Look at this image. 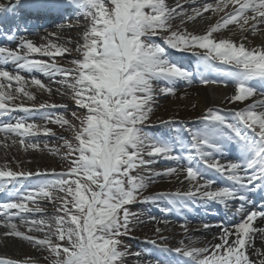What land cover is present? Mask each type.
Here are the masks:
<instances>
[{
	"label": "snow or ice",
	"instance_id": "obj_1",
	"mask_svg": "<svg viewBox=\"0 0 264 264\" xmlns=\"http://www.w3.org/2000/svg\"><path fill=\"white\" fill-rule=\"evenodd\" d=\"M75 2L81 7V13L90 18V24L83 33V43L76 48L81 59H73L72 66L56 63V57L71 49L55 43L37 46L25 40L17 50L0 47V116L19 109L30 118L40 110L58 107L47 103L38 108L14 103L21 97L36 99L28 90L29 85L51 94L52 89L40 79L33 77L29 81L20 74L33 71L51 78L63 77L57 82L71 90L75 105L84 110L81 116L72 113L79 127L64 115L41 113L47 123L73 133V140H64L62 145L66 149L62 159L68 164L65 171L33 173L13 171L7 165L0 167V192H9L15 197L0 204L6 221L3 226L8 229L3 235L45 248L54 257L51 264H123V258L130 253L126 248L121 249V238L130 235L135 216L129 205L137 201L158 203L163 199L169 207H162L160 211L169 213L191 212L197 203L206 208L209 202L228 209L230 201L239 200L242 203L233 216L241 214V219L231 228L222 227L218 243L197 247L194 241L187 245L181 241V247L170 249L152 240L150 243L159 248L162 256L149 264H264V258L258 261L250 258V250L257 257H264V252L255 249L253 243L255 233L264 236V228L253 227L258 217H264V210L245 212V203L249 202L247 193L264 188V99L227 115L208 109L200 118L204 126L187 130L188 144L180 138L152 136L142 127L153 112L157 95H175L178 81L191 84L194 77L205 86L209 83L227 86L230 81L234 85L230 98L233 103L250 100L258 92L264 97V48L213 38L214 33L229 25H235L241 33L250 31L255 35L264 31L260 28L264 25V0H216L194 7L188 20L206 12L224 13L204 34L173 30L171 22L176 16L186 14L182 5H177L181 9L177 12L166 0ZM158 34L163 36L168 48L195 55L196 71L169 59L165 48L151 39ZM33 54L49 57L52 62L30 58ZM9 62L16 65L14 73L3 67ZM213 73L224 79H210ZM252 81H258L260 88L254 87ZM154 82H163L164 86ZM47 123L40 125L20 119L0 126V132L6 140L10 136L18 137L12 142L24 151L47 149L54 155L59 154V148L45 144L42 149L40 144L27 139L41 132L54 135ZM231 146L235 147L237 159L222 163ZM156 158L186 163L167 167L162 172L153 171L151 165L157 162ZM137 169H145L147 175H133ZM210 172L228 183L213 188L218 181L208 175ZM48 175L54 178L41 180L23 192L16 186L20 180ZM160 177H175L181 183L187 181L189 188L184 192L144 196L149 184ZM41 200H59L56 212L62 215L29 219L28 214L43 212ZM17 216L28 232H44V238L20 231L11 222ZM180 226L188 232L186 223ZM203 227L209 225L205 223ZM160 231L156 229L157 233ZM172 253L176 254L175 259H169ZM0 264L17 262L0 259ZM28 264H31L30 258Z\"/></svg>",
	"mask_w": 264,
	"mask_h": 264
},
{
	"label": "bare ground",
	"instance_id": "obj_2",
	"mask_svg": "<svg viewBox=\"0 0 264 264\" xmlns=\"http://www.w3.org/2000/svg\"><path fill=\"white\" fill-rule=\"evenodd\" d=\"M40 1L42 3H38ZM40 1L39 0L34 1L33 3L30 1L22 2L23 6L25 7V8L24 7L22 8V12H25L26 15L29 13L31 17L33 16V20L37 24H43L44 22L42 27H35L29 30L24 29L25 30L24 33L26 34L44 33L43 28L48 27L50 32L48 31L45 33L53 37L65 39L66 35H70L74 38L79 37V39H82L83 33L85 32V30L90 24V18H86L81 13L82 9L80 6H78L77 2H75L74 0H70V1L60 0V2H57V4H53V6L50 7L48 5H43V2H46L48 0H40ZM215 2L216 0H166V3L170 8H177V5H182L183 13L186 14V15L176 16V18L171 23L173 24L175 22H179L178 30L187 31L188 33H190V31L192 30V27L195 28L196 30H194L192 34H204L210 26L214 25L217 21L220 20V17L224 15V13L215 14L212 12H206L202 16L196 17L193 20L187 19L188 15L193 14L192 9L194 7H200L204 3H215ZM3 4L6 6V8L8 7L11 8L10 6H13V4H16V2L14 0H0V9L4 7ZM14 6L16 7L17 5H14ZM230 10L231 8L226 9L225 11L227 12ZM19 11L20 10H18L17 8L15 10L14 7H12L11 9H7L6 11H4V13L5 15L9 16L10 14L13 15L14 13L19 12ZM177 12H181V9L177 8ZM7 31H10L9 27L7 28ZM79 32L81 34H78ZM245 36L247 37L246 40L243 39ZM30 38L31 36L27 35V36H24L22 40L20 41H13L14 46L6 44L3 47L9 48L11 50H17L18 46H20L25 40H30ZM213 38L216 40L229 39L236 43L243 41L248 47L264 48V31H261L260 34L256 33L255 35H253L250 31L247 32V34L241 33L235 25H229L227 28L222 29L217 33H214ZM39 40H40L39 36H34V41H39ZM180 54L182 55H180L179 58L173 54H167V56L168 58L170 57L173 61L180 63L182 67L187 68V66L191 64L192 58L195 55H192L191 53H180ZM7 67L10 70L9 72L14 73L17 70L16 65L12 63L7 64ZM20 74L23 75L29 81L31 80V77H29V75H37L39 76L41 82L44 83L47 87H50V84L53 83L52 80L50 79L51 77H49L48 75H45L44 73H39L38 71H33L31 73L21 72ZM179 86L180 88L178 89L176 88L175 95H171L172 98L173 99L174 98L184 99L183 103L188 104V106H190L189 109H192L191 104H196V109L198 113H201L207 110L209 107L226 109L228 107V102L230 101L231 96L234 94V88H231V87H221V86L212 85L211 87H208L207 89H203L200 87H193L183 82ZM28 89L37 90L36 87H33L31 85L28 86ZM262 99L264 98L263 97H259L257 99L251 98L250 100H247L243 106L242 105L232 106V109H234L235 111H239L242 108L247 107L249 104L262 100ZM19 102H21V99L15 101L14 103L19 104ZM20 119H23V118H19L18 120ZM189 124H186V126H191V123ZM48 125L47 127H50ZM0 126H3V125H1L0 123ZM166 133H169V134L171 133V135L166 136L165 138H169V139L176 138L175 137L176 134L174 133L173 130L171 131L170 128L166 130ZM56 136H58V134L44 135L40 139L50 140V139H55ZM17 138L18 137L10 136L6 140L5 134L3 132H0V167H4L5 165H7L8 168L13 170L12 168L13 163L17 162L18 160L17 158L18 157L20 158V155L26 152L23 149H21L18 143L13 144L12 142L13 139H17ZM27 139L30 140L31 142L35 140L36 141L39 140L32 136L28 137ZM41 148L43 149V146H41ZM28 151L29 153H32V154L31 156L30 155L26 156L24 154L22 156L24 160L25 159L30 160L31 158L33 159L32 155L36 153L40 154L43 151L48 152L47 149H44L42 151H33V150H28ZM225 157L226 156L222 158L221 160L222 163L226 162ZM34 159H36L37 166L45 165L46 159L43 158L42 156H40L39 159L34 157ZM161 164H167V166H165L164 168H161L160 166H156L155 163H153L151 165L152 170L162 172L167 167H180L182 165L181 162L180 164H177L176 162L169 161V160H163ZM208 175L211 178H214L218 181L217 184L213 185V188L222 186L228 183V181L221 179L215 173L210 172ZM181 179H183V176H181ZM26 181L21 185L22 192L29 188L28 187L29 183ZM155 183L157 184L156 185L157 189L155 192H160V193H175L177 191L184 192V191H187L189 188V183L187 181H184L183 183H181L175 177H171V178L160 177L156 179ZM14 198L15 197L11 193H9L1 197L0 201L2 200L5 203ZM230 202H233V201H230ZM241 203L242 202L239 201V205ZM152 204L155 205V203H152ZM158 204L165 205L166 202L165 200H160ZM207 205H211L212 207H214V205H217V203L209 202ZM251 210H253L251 207L249 206L247 207V205H245V212L251 211ZM235 211L236 210L234 211L230 210L229 212L227 211L225 212L224 216L221 219H219L218 222H210L207 220L202 221L201 216L199 215H188V214H182V213L177 214L175 212L174 213L169 212L167 213L166 216H162L153 211L150 212L148 210H145L139 215L138 220L140 221L139 223L140 225L138 226V229L139 231L143 229H150L157 223L158 228L161 230V232L164 233L163 237L166 238L170 236L172 238V240H170V243H172L173 245L181 241H183V243L187 245L193 241L196 243V241L198 240L201 242L202 247L204 246L211 247V245H214L219 242L218 237L222 231L223 226H228L231 228L232 225H229V223L231 222L237 223L240 221L241 214H237L233 216V213H235ZM2 213L3 211L0 212V244L3 247L0 249L1 251L0 259L13 256L12 255L13 250L11 249L9 245L10 243H14L13 245L19 248V246L16 244L17 241L15 240V238L17 237L3 235L6 231H8V229L3 226L6 221ZM11 222L16 223L20 231L29 235L30 232H28L27 226L21 223L18 216L14 217ZM182 223L187 224L188 226L187 233H185L184 230L181 228L180 225ZM205 223L209 225L208 228L203 227ZM253 227L258 228V229L264 228V219L257 218L253 223ZM32 234L39 237L40 239H42L43 237V232L33 231ZM254 236H255V239L253 243H254L255 249H259L261 252H264V236H262V234L259 232L255 233ZM9 241H12V242L9 243ZM30 255H33V253L31 252ZM154 255H155L154 253H148V255H145V256L153 259ZM147 257H142L139 260V263L149 264ZM250 258L253 259L254 261H258L260 258H264V257H257L255 253L252 250H250Z\"/></svg>",
	"mask_w": 264,
	"mask_h": 264
},
{
	"label": "rangeland",
	"instance_id": "obj_3",
	"mask_svg": "<svg viewBox=\"0 0 264 264\" xmlns=\"http://www.w3.org/2000/svg\"><path fill=\"white\" fill-rule=\"evenodd\" d=\"M172 28L173 30H178L179 28V22H175L172 24ZM261 29H264V25L260 26ZM47 29V30H46ZM44 33H31V34H27L28 36H31L30 40L33 41V43L37 46L44 44L47 45L49 43H55L64 47H67L69 49H71V51L69 53H66L63 56H58L55 58V61L58 65L63 66V67H70L71 65V61L73 59H81L80 53L76 51V48L79 44L83 43L82 39L78 38H74L70 35H66L65 39H60V38H56L53 37L45 32H50V30L47 28L43 29ZM194 30H196L195 28L192 27V30L190 31V33H193ZM180 31V30H179ZM257 33H261V31H258ZM78 34H81L80 32ZM247 34V33H246ZM26 34L22 35L19 37V39L23 38L24 36H27ZM34 36H39L40 40L39 41H34ZM81 38V37H80ZM152 41L154 43L159 44L161 47H164L166 50V55L167 52L169 53H174L176 55H182L180 54V52H177L171 48H168V46L164 43V39L163 36L158 34L156 36H153ZM22 40V39H21ZM18 41V40H17ZM13 43H11L10 45H12ZM14 45V44H13ZM32 59H41L44 61H47L49 63L52 62V59L49 57H45V56H40L38 54H33L32 57H30ZM194 61L191 67V71L195 72L196 68L198 66V58L196 56H194ZM218 67H225L223 65H217ZM6 70L10 71L7 67H4ZM190 69V68H189ZM39 72V71H38ZM42 73V72H39ZM29 77L31 78H37L40 79L39 76L37 75H29ZM210 79H224L222 76H220L219 74H213V76L209 77ZM52 80V84H50V88L52 89L51 94H49L48 92L42 91L40 89L37 90H30L28 89L30 92H32V94L36 97L35 100H28L26 97H21V102L23 103L25 106L27 107H36L38 108L40 104L42 103H47V104H55L58 107L57 108H48V109H43L40 110L38 112H35L32 114L33 117H31L29 119V115L26 116H20L21 118H25V120H28L29 122H35L37 124L40 125H44L47 122L45 120H43L41 118V113L43 114H49L51 113L53 116L56 115H64L65 118L71 120L74 124L77 125V127H79V121L75 120L72 116V113L75 112L78 116H81L84 114V110L80 109L77 105H75L74 101L71 98V90L70 89H66L65 87H63L60 83H58L57 81H60L61 79H63V77L61 76H56L55 78H50ZM44 82V81H43ZM187 83L185 81H178L175 88H180V84L181 83ZM252 82H256L259 83L258 81H252ZM251 82V83H252ZM5 84H7V82H4ZM154 83H159L160 86H164L163 82H154ZM188 84V83H187ZM193 87H200L203 89H207L208 87H211L212 85L214 86H221V87H231L234 88V85L229 81L227 82V86H225V84L221 83V84H211L209 83L207 86L202 85L199 82V79L197 77L193 78V81L191 84H189ZM13 87H15V83H13ZM259 97H262L259 95V92L257 93L256 96H254L252 99H257ZM264 98V97H263ZM247 101V100H246ZM246 101L244 102H231V100L228 102V107L226 109H221V108H216V107H209L208 109H215L220 111L223 114H230L232 112H235L234 109H232V106H240V105H244L246 103ZM184 99H180V98H172L171 95H164V94H159L157 95L154 103H153V112L150 116V118L145 122L144 125H142L144 131L152 136H163V129L165 127L167 128H172L173 130L176 128L178 129V131H182L183 134H185L183 137L181 135H177V133H175L177 136V138H180L183 140V142L185 144H188L190 142V134L187 131L188 129H192V130H197L200 129L201 127H203V123L201 122V117L203 115H205L208 111L205 110L201 113L197 112L196 109V104H191L192 109H189L190 106H188V104H184ZM62 106V107H60ZM243 109V108H242ZM8 116V115H7ZM0 118H2L0 116ZM15 121H17V117L13 116V117H9V119H7L6 123H15ZM168 122V123H165ZM191 123V126H186V124ZM5 124V123H3ZM49 124V125H48ZM175 124V125H174ZM48 128H50L52 130V133L54 134H58V136H56L55 139H50V140H46V139H40L42 138L45 134L43 132L38 133L32 137H35L36 139H39L38 141H33L35 143L38 142V144H40V146H43L45 144H47L49 146V148H59L60 152L59 154H52L51 152H41L36 153L33 156V159L31 158L30 160L25 159L22 157L24 154L26 156H31L32 153H29V151L24 152V154L22 153L20 155V158L18 157L17 162H14L12 165V168L14 171H25V172H33L35 173L36 171H41V172H47V173H52L53 171L59 173V172H63L67 169L68 164L62 159V156L64 154V152L66 151V149L64 147H62V145L64 144V140H69L72 141L73 140V133L69 130H66L65 128H61L59 125L57 124H53V123H47ZM174 125V126H173ZM190 125V124H189ZM164 126V127H163ZM165 130V129H164ZM187 131V132H186ZM187 136V137H186ZM18 140V138L16 139ZM42 156L43 158L46 159L45 161V165H39L37 166L36 164V159H34V157H36L37 159H39V157ZM147 158V157H146ZM35 160V161H34ZM157 162H154L156 166H160L161 168H164L165 166H167V164H161V162L164 160L162 158H156ZM27 161V162H26ZM26 162V163H25ZM152 169V167H151ZM147 175V171L145 169H137L135 172H133V175ZM54 177L51 175L45 176V177H33L31 178V180L28 182L29 185L28 187H31L32 185L39 183L41 180L44 179H48L51 180ZM156 183H152L149 184L147 190L144 192V196H151L152 194L155 195L157 193L160 192H155L157 187H156ZM154 191V192H153ZM54 195H58V196H63L62 193H54ZM163 200V199H162ZM166 204L165 205H161V204H156L153 205L151 202H140L137 201L135 203H133L132 205H129V209L132 213L135 214V216L133 217L132 221H131V232L130 235L124 236L122 237V245H121V249H127L128 252L130 253L129 255L125 256L123 258V264H140L139 260L142 257H147L145 255H148V253H154L156 254L158 257H161L162 254L159 251V248L156 245H153L150 243V241L155 240L157 242V245H159L160 247H167L170 249H175L177 247H181V242H178L177 244H172L170 243V240H172V238L166 237V239H162V237L164 236L163 232H156V229L158 228V225L156 223V225H154L152 228L150 229H143L141 231H139L138 226L140 225V221L139 219V215L140 213H142L145 210L148 211H153L157 214H160L162 216L167 215V213H164L162 211H160V208L162 207H169V205L167 204V201L165 200ZM40 207L43 209L42 213H33V214H28V218L29 219H40V218H49L51 216H55V215H62V213H57L56 209L59 207L60 205V201L59 200H55L54 202H50L47 200H41L40 202ZM31 207V205H29ZM12 212H15V210H12ZM171 212H175V210L171 211ZM177 212V211H176ZM175 212V213H176ZM205 216V215H204ZM19 218V217H18ZM235 222H231L229 223V225H234ZM29 235L35 236L32 234V232L29 233ZM45 233L43 232V237L44 238ZM37 237V236H35ZM39 238V237H37ZM165 238V237H163ZM55 239V238H53ZM15 240L17 241V245L19 246V248H17L16 246H14V243H10L12 241H9V245L11 247V249L13 250L12 253V257L9 256L8 258H3V260H11L14 262H17V264H28L29 262V258L31 260V264H51V261L54 259V257L51 256V254L43 247H39V246H35L33 244H30L28 241L22 240L20 238H15ZM57 243H61V244H65L66 245V241H56ZM195 246L197 247H202V244L200 241H196ZM3 246L0 244V249ZM1 252V251H0ZM33 253V255H30V253ZM139 252L140 255L136 256L134 255V253ZM18 253V254H17ZM47 257V259H46ZM176 258V254L172 253L169 255V259H175ZM149 262H153L156 259H152L150 257H147Z\"/></svg>",
	"mask_w": 264,
	"mask_h": 264
}]
</instances>
